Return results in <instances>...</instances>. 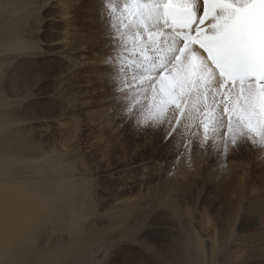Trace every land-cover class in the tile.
<instances>
[{"label": "rangeland", "instance_id": "rangeland-1", "mask_svg": "<svg viewBox=\"0 0 264 264\" xmlns=\"http://www.w3.org/2000/svg\"><path fill=\"white\" fill-rule=\"evenodd\" d=\"M141 2L0 0V97L9 116L0 130L17 134L16 143L0 145L8 154L0 167L28 194L85 182L102 214L122 208L126 224L96 236L103 251L115 249L113 259L128 257L118 247L134 223L164 214L168 236L190 214L197 232L216 234L219 264H264V95L261 103L248 87L225 102L211 75L206 89L190 66L174 80L172 57L168 70L150 61L126 67L130 39L152 33L133 31V13L158 4ZM39 223L38 235L50 238L48 209Z\"/></svg>", "mask_w": 264, "mask_h": 264}, {"label": "bare ground", "instance_id": "bare-ground-1", "mask_svg": "<svg viewBox=\"0 0 264 264\" xmlns=\"http://www.w3.org/2000/svg\"><path fill=\"white\" fill-rule=\"evenodd\" d=\"M152 1L158 2L152 12L150 9L144 11L145 9L141 7L137 15L133 13L136 18L131 16L134 32H141L145 29L152 32L149 36L140 35L138 38L130 39L133 40V51H131L133 53L127 59L126 67L131 66L134 70L146 68L148 62H143V57H138L142 54L147 61L152 64L161 63L163 64L161 67L165 68L168 54L172 48L174 50L177 47V42L166 28L167 23L159 19L158 5L165 0ZM198 1L187 2L194 4ZM231 1L242 3L245 0ZM142 3L144 6L147 4L146 8L152 6L151 0H143ZM73 6L76 7V4ZM141 23L150 27H143ZM131 24L127 22L128 29L132 27ZM147 38L150 41L145 40ZM200 65L201 70L199 71L198 66ZM170 66H177L178 69V72H172L174 80H177L176 77H181V69L190 66V72L192 69L197 72L195 85L205 87L207 75H211L217 85L226 86L207 63L203 54L194 49L188 48L187 52ZM168 67L169 65L166 69ZM251 89L256 92L260 102L263 103L260 97L264 95V89L256 90L252 87ZM3 100L0 97V125L9 123L5 117L8 113L5 114ZM0 141H2L0 145L16 143L17 134L15 132L3 133L0 130ZM6 154L3 152L0 156ZM7 168L9 167H0V179L1 177L7 179V181L0 182V264H219L215 254L216 234L212 233L210 227L208 231L205 228L203 231L204 233L210 232V239L203 240L204 237L201 235L203 231L197 232L190 222V214L185 219V228H180L178 231L170 228L168 236L165 233L162 234L165 230L164 226H167L166 222L164 223L167 218L165 217L166 219L162 221L164 214L160 216L154 214V217L150 219L151 223L149 218L145 219L142 225L134 223L133 228L136 226L137 231L133 237L124 238L122 246L118 247V251H126L128 257L113 259L111 255L115 249L110 252L111 254L106 250L103 251L102 245L98 243L99 237L96 236L104 227L126 224L123 220L122 208L112 213L102 214L90 184L85 182L64 183L53 195L28 194L25 185L20 180L10 178L12 175ZM225 175L222 172L219 174L220 178H225ZM12 181L15 182L12 183ZM170 185L174 187L176 183L173 182ZM171 186L164 188L169 191ZM172 195V192H166L167 197ZM255 204L256 201H249L248 205L252 207ZM121 207L124 208L125 205ZM47 209L53 233L50 238L44 239L38 235L37 226ZM57 209L59 212L53 214V211ZM63 212L66 215H63ZM204 216L205 214L201 221L205 227L207 221Z\"/></svg>", "mask_w": 264, "mask_h": 264}]
</instances>
